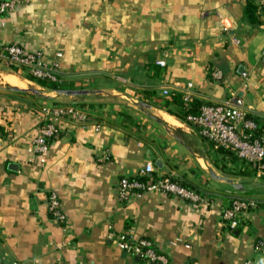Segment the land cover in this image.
Masks as SVG:
<instances>
[{
    "label": "crops",
    "instance_id": "crops-1",
    "mask_svg": "<svg viewBox=\"0 0 264 264\" xmlns=\"http://www.w3.org/2000/svg\"><path fill=\"white\" fill-rule=\"evenodd\" d=\"M248 1L27 0L0 24V42L49 59L61 54L66 90L87 92L58 95L0 73L8 85L0 84V264H145L116 246L121 234L151 241L171 264H264V250H256L264 179L159 107L186 92L209 105L233 99L264 125V12L260 25H249ZM163 59L165 68L156 64ZM57 104H79L89 122H58L42 165L29 149L42 109ZM148 164L151 176H176L205 204L159 193L121 202V178ZM51 192L65 224L49 216ZM237 199L257 207L230 230L222 214Z\"/></svg>",
    "mask_w": 264,
    "mask_h": 264
},
{
    "label": "built area",
    "instance_id": "built-area-1",
    "mask_svg": "<svg viewBox=\"0 0 264 264\" xmlns=\"http://www.w3.org/2000/svg\"><path fill=\"white\" fill-rule=\"evenodd\" d=\"M26 2L27 0H0V24L4 25L6 18ZM262 6H264V0ZM227 27L223 25L225 32L230 34L231 28ZM230 37L233 43L240 44L234 36ZM61 57V54H57L54 59H49L44 52L28 51L17 44L6 45L0 42V62L8 64L18 76L25 75L38 80L62 83L58 78L60 76L58 61ZM157 66L165 68L166 60L158 61ZM212 77L219 81L222 79V74L220 71H214ZM183 101L186 106L190 103L189 92L183 95ZM42 114L43 120L39 134L29 151L39 159L42 165H45L50 147L60 135L58 122L69 120L84 125L89 122V116L87 110L79 104H57L53 108H43ZM248 115V110L235 106L233 99H228L221 104L202 106L200 114L190 117L189 121L200 129V134L212 144L216 151L222 149L231 153L241 162L250 165L256 174L264 179V134L255 136L258 125L248 119ZM153 172V165L148 164L137 177L121 178L118 186L119 200L128 202L136 196L159 193L184 200L195 208L205 204L206 200L200 193L184 187L176 176L155 178L151 176ZM144 177L149 179L140 180ZM256 207L257 203L253 200H234L223 212L222 222L230 230H236L241 217ZM47 208L52 220L60 224L66 223V216L56 193L49 194ZM113 238L119 249L145 264H171L167 255L160 252L156 245L147 239L133 240L125 234L113 236ZM256 250H264V237L258 242ZM245 264H253V262L248 261Z\"/></svg>",
    "mask_w": 264,
    "mask_h": 264
},
{
    "label": "trees",
    "instance_id": "trees-1",
    "mask_svg": "<svg viewBox=\"0 0 264 264\" xmlns=\"http://www.w3.org/2000/svg\"><path fill=\"white\" fill-rule=\"evenodd\" d=\"M262 12H264V6L257 5L255 3V0H249L244 10V16H245L244 18L249 25L258 26L261 24L260 15ZM20 76L22 77V75ZM58 78L60 79V81H62L61 76H59ZM27 80L38 84L42 88H45V89H48L54 92L69 89L68 86L62 83H54V82H50L47 80H38L32 77L27 78ZM204 105H209V104H205L199 100H191L190 103L186 106L184 104L183 97L181 95L174 94L173 96H171L170 99L163 100L162 104H160L159 107L162 108L163 110H166L169 114L175 116L176 118H178L180 121H182L186 125L200 132V129L196 125L191 123L189 121V118L198 116L200 114L201 107ZM247 117L248 119L254 121L258 125V130L255 131V136L258 137L264 134V125L261 122V120L252 115H248ZM219 152L222 154H226V155H232L231 153L225 150H222V149L219 150ZM248 168H251V166L248 165ZM147 179H149V177L140 178V180H147ZM181 184L188 189L195 190L196 192H198L197 189L189 186L184 181H181Z\"/></svg>",
    "mask_w": 264,
    "mask_h": 264
},
{
    "label": "rangeland",
    "instance_id": "rangeland-1",
    "mask_svg": "<svg viewBox=\"0 0 264 264\" xmlns=\"http://www.w3.org/2000/svg\"><path fill=\"white\" fill-rule=\"evenodd\" d=\"M0 73H3V75H5L6 77H8L7 75H13L14 76V72H13L12 68L4 62H0ZM2 77L3 76H1V74H0V84H2L3 86H8L7 83H5L4 78H2ZM21 78L25 80V78L27 79L29 77L24 75ZM33 85H34L33 83H32V85H29V88H32L34 90H38L39 92H42L40 89H38L36 86H33Z\"/></svg>",
    "mask_w": 264,
    "mask_h": 264
},
{
    "label": "water",
    "instance_id": "water-1",
    "mask_svg": "<svg viewBox=\"0 0 264 264\" xmlns=\"http://www.w3.org/2000/svg\"><path fill=\"white\" fill-rule=\"evenodd\" d=\"M35 94H37V91H32ZM58 95H66V96H72V97H77V96H83L86 95L87 92L82 91V90H60L56 91ZM11 170H16L17 166L15 164L10 165L9 167Z\"/></svg>",
    "mask_w": 264,
    "mask_h": 264
},
{
    "label": "bare ground",
    "instance_id": "bare-ground-1",
    "mask_svg": "<svg viewBox=\"0 0 264 264\" xmlns=\"http://www.w3.org/2000/svg\"><path fill=\"white\" fill-rule=\"evenodd\" d=\"M11 83H14V84H16V82L14 81V80H9Z\"/></svg>",
    "mask_w": 264,
    "mask_h": 264
}]
</instances>
